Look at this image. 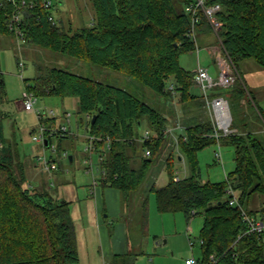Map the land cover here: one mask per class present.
Here are the masks:
<instances>
[{"label": "trees", "instance_id": "1", "mask_svg": "<svg viewBox=\"0 0 264 264\" xmlns=\"http://www.w3.org/2000/svg\"><path fill=\"white\" fill-rule=\"evenodd\" d=\"M195 1L92 0L95 8L92 22L67 29L55 14L61 11L62 1L52 11L44 7L43 0H26L20 25L26 44L119 70L165 96H173L168 85L174 81L186 108L187 100L194 97L191 92L194 72L180 64V56L196 49L193 18L186 10ZM206 3L222 6L217 13L223 23L220 37L236 65L243 59L254 58L264 67V0H206ZM12 9V2L0 0V30L14 36L7 26V14ZM51 16L55 19L51 20ZM198 17L196 31L211 32L203 11ZM36 80L35 85H27V90L37 96L78 98V114L88 116L90 135L101 138L95 141L99 182L103 187L118 188L129 199L132 192L143 186L160 154L168 118L128 89L65 69L53 67L46 74L40 73ZM225 91L216 94L225 95ZM233 91L239 98L246 94L242 78L233 85ZM7 101L6 82L0 72V264H81L69 201L52 192L46 177L38 183L31 180L29 164L21 159L16 139L5 134L4 117L10 114L1 106ZM93 115H97L94 123ZM145 121L153 138L146 143L137 142L134 137L139 135ZM41 122L58 127L56 117ZM82 122L80 117L78 123ZM186 128L187 138L181 136L179 149L190 161L191 174L175 179L174 161L180 154L176 156L173 151L166 162L167 184L154 183L150 187L156 196L157 209L183 212L189 220L196 215L204 217L200 231V239L204 241L202 256L198 258L201 264L210 261L212 254L217 258L216 264H264V234L245 235L237 241L245 225L240 207L230 205L226 194L230 182L239 192L244 207L252 194H264V143L249 130L222 137L223 143L235 147L236 167L224 181H202L197 152L217 142L211 136L213 123L209 118L192 120ZM48 135L51 147L53 137L60 134ZM69 137L67 133L60 138ZM146 147L151 148V157L144 156ZM148 201V197L142 201L145 231ZM249 211L264 216V206L259 211Z\"/></svg>", "mask_w": 264, "mask_h": 264}, {"label": "rangeland", "instance_id": "2", "mask_svg": "<svg viewBox=\"0 0 264 264\" xmlns=\"http://www.w3.org/2000/svg\"><path fill=\"white\" fill-rule=\"evenodd\" d=\"M55 14L65 28L72 27L76 29L92 22L95 17V8L92 0H64L61 11H57ZM203 32L212 33L210 35L211 40L203 41L200 32H197L196 49L182 54L180 64L185 69L194 71L200 60L201 65L211 67V73L215 74L218 66L207 49L208 45L217 46L222 39L220 34L217 36L212 30L211 32L208 30ZM28 45L31 47L28 48ZM21 46L20 49L14 36L0 30V72L6 82L8 97V101L1 108L10 114V116L4 117L5 134L8 138L16 139L21 152V159L28 162L29 171L33 170L35 177L40 176L41 172L36 170V164L31 160L36 161L35 156L43 154L44 151L43 145L32 138L33 128L38 127L39 118L35 113L27 112L23 107H20L27 85H35L36 77L40 73L46 74L53 67L128 89L166 116L168 118L167 127H175L178 122L188 124L192 120L201 121L209 118L212 121L213 119L212 111L206 105L205 100L201 104L188 103L187 106L190 104L191 108H184L185 104L180 100L179 92L173 96H165L137 79L105 65L96 64L33 43H22ZM230 60L238 74L237 80L242 78L247 89L242 98L234 96L233 86L225 91V96L231 102L233 125L237 129V133L240 130L253 131L264 143V67L254 58L243 59L239 62V66L231 57ZM21 62L25 64L24 68L21 66ZM192 90L195 92L201 91L195 84ZM77 102V98L74 96L40 95L38 96L36 108L43 112L53 110L55 112L54 117L58 122L57 126L64 124L70 127L71 137L60 138L61 134L59 137H53V145L58 149L57 153H53L49 147L45 149V154L52 155L59 166V169L55 171V175L50 176L47 174L46 180L49 183L54 182V185H51L52 192L69 201L77 232L78 245L80 246L81 264H91L93 253L90 246L86 244L85 233L86 228L91 223L92 213L99 206L97 196L91 193L94 187L93 174L87 172L86 168L88 165L86 158L88 156L85 147L89 144V118L87 115L78 114ZM199 110H201V113H197ZM68 112L71 113L70 123L65 118V114ZM80 117L83 122L79 124ZM148 127V123L145 121L140 132ZM60 139L63 140L60 141ZM59 143H61L60 147ZM217 148L218 146L215 143L197 152L199 174L202 181H224L236 167L235 147L222 142L223 161H218L215 156ZM177 149L173 139L165 137L160 154L152 165L146 181L138 191L132 192L133 194L129 199L124 197L123 193L115 187V189L112 186L103 187L100 182L97 186L100 191V207L103 209L106 205L108 209L115 211V213L109 212L110 216L108 218L103 216V221L107 220L108 223L114 221L119 208L122 211V208L125 207L135 217L128 221L131 248L133 252L140 253L139 260H136L135 264H186V259L202 256L200 231L204 223V217L196 215L189 220L183 212H160L156 206V196L150 190L151 185L154 183L158 186L167 184L169 172L166 162L173 151L179 153ZM65 151L68 152L67 157L62 155ZM70 156H74V161L70 160ZM93 161L96 164L99 162V154L96 152L93 153ZM37 167L40 169L39 166ZM174 169L179 176H183L185 170L190 175L191 164L188 157L185 156V162L178 158L175 159ZM95 174L97 178H100V172L95 171ZM107 187L110 190H107ZM103 188H105V197L102 195ZM145 197H148L149 200L148 224L150 228L148 233L145 232L140 219L142 213L141 203ZM263 206L264 194H252L245 202V207L248 210L259 211ZM121 211L119 214L120 217H123ZM116 224H114L115 227L107 224L108 228L102 232L106 247L116 243L117 239H123L121 234L123 231L117 229ZM95 232H97V242H94L95 250L97 249L96 252L100 254L102 244L99 230L95 229ZM189 238L193 240V246Z\"/></svg>", "mask_w": 264, "mask_h": 264}, {"label": "built area", "instance_id": "3", "mask_svg": "<svg viewBox=\"0 0 264 264\" xmlns=\"http://www.w3.org/2000/svg\"><path fill=\"white\" fill-rule=\"evenodd\" d=\"M14 4V9H12L7 15V26L13 32L14 38L17 40L19 47L21 49V44L26 43L25 33L21 28L22 22V15H23V8L27 6L26 0H9ZM62 0H43V5L46 9L54 10L57 3L61 2ZM220 3H214L208 5L206 0H196L194 3L188 5L186 7L187 12L192 15L193 18V29H192V37L197 42L196 38V25L199 22L198 13L203 11L206 17L208 18L212 31L214 34L219 36L220 31L222 29V21L218 18L217 13L221 10ZM54 16V15H53ZM51 16L50 19L54 20L55 18ZM208 53L210 56L215 60L218 66V73L216 75H212L209 69L206 66L199 64L196 69L194 70V84L197 85L202 93L203 98L206 102V105L212 111L213 119V127L214 133L211 135L215 137L217 142L218 148L215 150V156L218 161H223V154H222V140L221 138L224 136H229L232 134L237 133V129L233 125V115L231 111V105L227 97L224 95H217L215 92L219 90L227 89L232 87L238 79V74L234 70L230 56L223 44V41L220 40V43L217 46H208ZM24 63L21 62V66L24 68ZM168 89L172 92L173 95H176L178 91L176 90V84L174 81H170L168 85ZM214 93V94H213ZM38 101V96L32 92L26 90L22 105L25 111L30 113H35L39 118V124L37 130L32 134V138L34 141L40 143L44 147L43 154L38 155V161L40 162L43 170L48 172L49 174H53L55 171L59 169L58 164L55 162L56 159L51 155L45 154L46 139L48 138V134L55 136V134H70V127L67 125H60L58 127H49L45 123L41 122L46 117H54L55 112L53 110L43 112L36 108V103ZM66 121L69 123L71 122V113L65 114ZM183 127V126H182ZM180 123L175 127H166L164 129L163 134L166 137H171L173 142L176 146L179 145L181 135L175 132L176 128H182ZM153 134L150 129H145L143 132L139 133V135L134 137V140L141 143H146L149 140H152ZM186 139L187 136L184 135ZM89 144L85 147V152L87 153L86 163L87 165V172L93 174V185L96 187L99 185V178L96 177L95 167L97 166L92 159V154L97 151L95 141L101 138L96 136H92L89 134L88 136ZM108 141V148H110L111 138H107ZM50 146V145H49ZM48 146V147H49ZM53 153H57L56 146L52 145L49 147ZM145 157H151L152 150L149 147H146L143 152ZM64 157L68 156V152L65 151L62 153ZM180 177L177 175L175 177L178 180ZM228 178V176H227ZM54 185V182L50 183V186ZM226 194L229 200L230 205L240 207L242 220L244 222V229L239 234L237 241L245 235L251 234H264V216L259 214L251 213L246 207L242 206L240 203V194L235 189L232 183H228ZM191 245L193 246V240L189 238ZM201 244L204 242L200 239ZM217 258L215 255H211L210 261L206 264H216ZM186 264H201V261L198 258L191 257L186 260Z\"/></svg>", "mask_w": 264, "mask_h": 264}, {"label": "crops", "instance_id": "4", "mask_svg": "<svg viewBox=\"0 0 264 264\" xmlns=\"http://www.w3.org/2000/svg\"><path fill=\"white\" fill-rule=\"evenodd\" d=\"M63 5H64V0H62V4L60 5V8L63 7ZM200 35L202 36L203 41L207 42L208 40H211L210 35H212V33L200 32ZM27 44H30V43H27ZM208 44H212V43H208ZM208 44H206V45H208ZM29 47H31V46L28 45V48ZM28 48H26V49H28ZM199 64H201L200 60H199L198 65ZM207 68L209 69V71L211 73V71H212L210 69L211 67H207ZM192 72H194V71H192ZM217 73H218V69H216V73L215 74H212V73L211 74L212 75H216ZM26 90L24 91L23 96H24ZM223 90H226V89H223ZM223 90H219L218 92H215V93H219V92H221ZM191 92H192V95L194 97L191 98V99H189V100H187L186 105L188 103H191V104H199L200 103L201 104L202 101L204 100L202 91L195 92V91H193L191 89ZM77 101H78V98H77ZM21 104H22V102H21ZM22 107H23V105L20 108H22ZM187 107L191 108L190 104ZM231 111H232V109H231ZM197 113H201V110H199V112H197ZM184 116H186V115H184ZM233 121H234V119H233ZM179 123L180 122H178V124ZM180 125H181V127L182 126L183 127L180 128V129L179 128H176L175 129V132L177 134H180L181 136H184V135L187 134V128H186L187 124L185 123V124H180ZM35 130H37V127L36 128H33L32 134L34 133ZM48 146L49 145H47V148H48ZM177 148H178L177 150H178L179 153H176V154H180L179 145L177 146ZM38 155L35 156L36 157L35 159H36V164H37V166L40 167V169H38V167L36 166V170H38V171L40 170V172H41L40 173V176H36L35 177L34 174H33L34 173L33 170H30L29 171L31 180L33 182H36V183L42 181L47 176V174L50 175V176H52V175H55V173H56V172H54L53 174H49L48 172H46L45 170H43L40 162L38 161ZM91 156H92V159H93V154ZM179 160L185 162V156L182 155V154H180ZM31 161H34V160H31ZM71 161H74V156H72V160ZM176 175H178V174L176 173ZM185 176H188L186 170L184 171V175L183 176H179V177L182 178V177H185ZM97 186L92 188L91 193H94V195L97 196V199H98V203L97 204H98L99 207H97L96 210L92 213L91 223L86 228V233H85L86 234V244L90 246L91 252L93 253V255H92L93 256V260H92V263L91 264H135L136 263V260H139L140 253L133 252V250L131 248V242L129 241L130 229H129V226H128V221L131 220L132 218H135V217L132 216V212L125 207L124 209L122 208V211L119 208L118 212L115 214V217H114L115 220L114 221L112 220L110 223H108L107 220H104L103 221V219H102L103 216L105 218H108L110 216L109 215V212H114L115 213V211H113L112 209H108L106 205H105V207L103 209L100 207V201H99L100 191L98 190L99 187H97ZM115 188L113 187V189H115ZM107 190H110V188H108ZM117 190H119V189L117 188ZM102 195L105 197V188H103V190H102ZM59 196H61V195H59ZM148 203H149V201H148ZM156 206H157V203H156ZM143 209L144 208H143V205L141 203V212L142 213H143ZM120 211L122 212L123 217H120V214H119ZM142 213L140 214L141 215V218L140 219L142 221L143 228H144V221H143ZM71 214H72V210H71ZM115 223H117L116 224L117 225V229L119 228V229H121V231H123V232H121V234L123 235V239L122 238L121 239H117V242L116 243H112V245L110 244V245H108L106 247L105 244H104V238H103L102 232H103V230H105L106 228H108L107 224H109V226L110 225H113L114 226ZM148 223H149V208H148ZM148 223H147V231H145L146 233L149 232L148 230L150 228ZM95 229L96 230L98 229L99 230V234H100V240H101V244H102L101 249H100V254L101 255L96 252L97 249L95 250L94 242L95 243L97 242V237H96V233L97 232H95ZM117 231H120V230H117ZM90 243H91V245H90ZM79 248H80V246H79ZM99 248H100V245H99ZM79 252H80V250H79ZM91 252L89 250V254ZM80 260H81V252H80Z\"/></svg>", "mask_w": 264, "mask_h": 264}, {"label": "water", "instance_id": "5", "mask_svg": "<svg viewBox=\"0 0 264 264\" xmlns=\"http://www.w3.org/2000/svg\"><path fill=\"white\" fill-rule=\"evenodd\" d=\"M97 115H93L92 117V123L95 122ZM46 145H49V139H46ZM70 159L72 160V156H70Z\"/></svg>", "mask_w": 264, "mask_h": 264}]
</instances>
